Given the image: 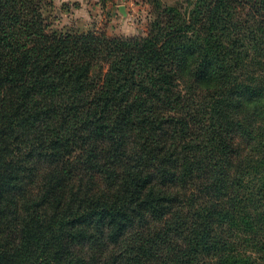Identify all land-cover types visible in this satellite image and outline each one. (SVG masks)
<instances>
[{
  "label": "trees",
  "instance_id": "obj_1",
  "mask_svg": "<svg viewBox=\"0 0 264 264\" xmlns=\"http://www.w3.org/2000/svg\"><path fill=\"white\" fill-rule=\"evenodd\" d=\"M145 36L0 0V264H264V0H151Z\"/></svg>",
  "mask_w": 264,
  "mask_h": 264
},
{
  "label": "rangeland",
  "instance_id": "obj_2",
  "mask_svg": "<svg viewBox=\"0 0 264 264\" xmlns=\"http://www.w3.org/2000/svg\"><path fill=\"white\" fill-rule=\"evenodd\" d=\"M47 30L145 36L154 17L151 0H43ZM121 7L123 9H121Z\"/></svg>",
  "mask_w": 264,
  "mask_h": 264
},
{
  "label": "crops",
  "instance_id": "obj_3",
  "mask_svg": "<svg viewBox=\"0 0 264 264\" xmlns=\"http://www.w3.org/2000/svg\"><path fill=\"white\" fill-rule=\"evenodd\" d=\"M121 9H123V8L121 7Z\"/></svg>",
  "mask_w": 264,
  "mask_h": 264
}]
</instances>
